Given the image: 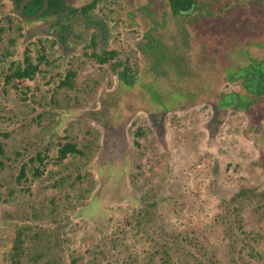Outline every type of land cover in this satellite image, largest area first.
I'll use <instances>...</instances> for the list:
<instances>
[{
    "label": "rangeland",
    "instance_id": "obj_1",
    "mask_svg": "<svg viewBox=\"0 0 264 264\" xmlns=\"http://www.w3.org/2000/svg\"><path fill=\"white\" fill-rule=\"evenodd\" d=\"M94 1L25 20L0 0V142L16 159L0 170V264H13L18 225L44 245L43 229L63 223L64 259L84 264H164L167 245L172 264H264V92L239 100L257 96L243 73L264 62V0H200L185 15L168 0L68 4ZM104 50L116 54L100 63ZM27 57L34 79L7 82ZM71 141L91 144L83 179L50 163L18 181L23 161ZM11 187L21 193L4 202ZM148 197L161 226L130 230Z\"/></svg>",
    "mask_w": 264,
    "mask_h": 264
},
{
    "label": "trees",
    "instance_id": "obj_2",
    "mask_svg": "<svg viewBox=\"0 0 264 264\" xmlns=\"http://www.w3.org/2000/svg\"><path fill=\"white\" fill-rule=\"evenodd\" d=\"M17 8H19V15L24 18L20 14V7L21 4L25 0H11ZM171 6V9L174 14L176 15H185L189 11L192 13V11L196 8L197 4L200 3V0H168ZM45 0H32L25 8L24 14L26 16H33L37 14L44 6ZM96 6V1L93 3L86 5L81 8V10H77L76 8L71 7L68 4V0H50V5L47 11L39 18L38 20L55 16L59 19L63 16V18L67 17L69 14L75 13L77 11H81L83 13H88L91 9H93ZM25 20H28L24 18ZM3 30V29H2ZM0 40H1V34H0ZM96 44V39L93 40V45ZM155 43H149L148 46H150L151 50L153 52L158 51V44L154 45ZM155 46V47H153ZM148 50V48H147ZM115 51H107L104 50L101 54H96L97 60L100 63L106 62L111 57L115 56ZM25 66L23 67L21 64L17 65V68L15 69L14 73L11 75H8L6 77L7 82H11L13 79H34L36 76V73L40 70L39 64H34L30 57H27L25 62ZM158 65V63H156ZM264 62L255 64L253 67L249 65V67L245 68L246 73H243L244 76L252 77V80L257 76V89L256 92V98L252 100H247L246 97H239L240 101H245L248 105L255 103L260 98L261 94L264 92V69L263 66ZM249 89V88H248ZM222 105H226V103H222ZM234 106L239 107L238 104ZM246 105V104H245ZM248 107V106H246ZM134 125H132L133 128ZM148 128L139 126L136 129L135 135L139 137L146 138ZM137 142V141H136ZM90 143H85L83 147H79L77 143L74 142H66L64 144L60 143L58 148V153L55 157L47 161L48 155L43 154L41 152L38 153L36 157H30L29 159L23 161L20 172H19V178L18 181L21 179H27L28 174H31L32 182L36 179L41 177L45 170L47 169L48 165L50 163H54L55 165H64L63 167H66V171H68V175L71 177L73 175H77L78 179H83L82 175V165L89 163L92 159V155L89 154V150L91 149V146H89ZM91 145V144H90ZM46 150H49L46 149ZM22 153L20 151L15 152L16 158L20 156ZM7 158L8 161H16V159H12V157L7 156V150L5 149V146L0 142V170H4L7 167V163L4 160V158ZM71 157V158H70ZM70 158V160H68ZM68 160V161H67ZM53 172V171H51ZM60 174L62 175V179H67L69 176H66L64 178V170L59 169ZM137 178V176H136ZM93 184V183H92ZM95 185H92L90 189H87V193H92L95 189ZM12 189L9 191L7 199L4 200V202H12L15 200V198L18 196V193H21L18 191V189L11 187ZM28 188H26L27 190ZM149 198V197H148ZM141 200V199H138ZM97 201V200H96ZM94 200V203H96ZM140 203V204H139ZM137 204V209L133 210L132 216L128 218L127 226L130 230L133 229H140L139 231L143 229H147L149 226H154L155 228H158L159 221L156 218V207L158 205V200L155 198H149V201H145V199H142L141 202ZM23 203L19 205L18 211H12L14 213H11L10 215L17 219L18 216L22 215L23 211ZM27 211V210H26ZM53 215L55 214V210L53 209ZM105 213V211H102ZM66 227V224L63 223V225H57L55 224L53 227L47 228L45 231L43 229V234L45 237H47L48 241L42 245V240L40 239V234L37 232L33 237L28 236V226L27 225H18L15 236L13 238V246L11 249V260L13 264H22V263H32L35 262V264H38L41 260H45L43 264H84L79 259L80 257H75L73 254L68 255V259H64V251L66 246L64 243H66L65 240L61 239L62 236V229ZM30 228V227H29ZM163 233H166L165 236L172 237L173 234L169 232L167 229H164L162 231ZM164 236V241L167 240V238ZM33 238V240H31ZM181 238V237H180ZM173 241V240H172ZM99 252H102L100 250H103L101 247H98ZM171 247L165 246L163 253L166 255V259H164V264H172L171 263V255H170ZM178 251L181 252V248H178ZM54 258H51L50 256L56 255ZM103 254V253H98ZM169 254V255H168ZM125 256L126 260V254H123ZM190 255V252H189ZM188 255V256H189ZM184 256V255H183ZM185 257V256H184ZM70 261V263H68ZM127 262V260H126ZM135 262V260H134ZM90 264H95L94 261ZM135 264V263H133Z\"/></svg>",
    "mask_w": 264,
    "mask_h": 264
},
{
    "label": "water",
    "instance_id": "obj_3",
    "mask_svg": "<svg viewBox=\"0 0 264 264\" xmlns=\"http://www.w3.org/2000/svg\"><path fill=\"white\" fill-rule=\"evenodd\" d=\"M31 1H32V0H25V1L21 4V7H20V14H21L24 18H26V19H28V20H35V19L41 17V16L47 11V9L49 8V5H50V0H45V3H44L43 8H42L37 14H35V15H33V16H26V15L24 14V11H25L26 6H27Z\"/></svg>",
    "mask_w": 264,
    "mask_h": 264
},
{
    "label": "flooded vegetation",
    "instance_id": "obj_4",
    "mask_svg": "<svg viewBox=\"0 0 264 264\" xmlns=\"http://www.w3.org/2000/svg\"><path fill=\"white\" fill-rule=\"evenodd\" d=\"M105 36H107V35H105ZM106 39H107V37H105V38L103 39V42L106 41Z\"/></svg>",
    "mask_w": 264,
    "mask_h": 264
}]
</instances>
